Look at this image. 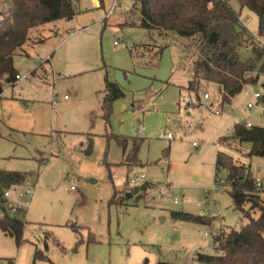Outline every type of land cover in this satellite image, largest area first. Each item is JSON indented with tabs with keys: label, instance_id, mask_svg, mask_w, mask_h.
<instances>
[{
	"label": "rangeland",
	"instance_id": "374dc122",
	"mask_svg": "<svg viewBox=\"0 0 264 264\" xmlns=\"http://www.w3.org/2000/svg\"><path fill=\"white\" fill-rule=\"evenodd\" d=\"M98 1L100 8L91 0H78L72 20L42 26L14 58L17 74L26 78L5 87L0 98V170L27 174L38 184L30 209L16 216L25 223L21 245L0 230V264L7 259L15 264H196L194 256L216 254L214 241L246 222L234 210L226 171L216 174L217 152L250 166L255 177H264V159L246 158L248 145H218L219 138L231 136L234 125L243 120L264 127V105L246 109L254 103V93L264 92L261 63L250 75L255 83L215 115L219 107L214 88L205 90L206 101L191 100L179 90L186 79L178 70L185 56L186 64L192 61L193 50L182 55L189 42L176 37L152 40L147 32L126 27L131 0H119L109 18L105 15L112 0ZM232 3L239 13L238 2ZM239 25L247 31L240 59L252 58L255 46L264 54V39L253 35L257 17L243 9ZM41 39L42 44L36 43ZM115 41L122 44L116 47ZM132 46L134 56L168 47L154 67L131 59ZM106 79L124 93L112 104L108 124L100 106ZM173 80L179 86L165 85ZM185 97L193 103L189 108ZM168 133L172 140L164 138ZM112 134L143 139L140 162L129 170L121 164L123 153ZM219 181L220 191L208 200L214 199L222 213L207 218L200 201ZM117 191L118 205L111 202ZM244 209L255 218L259 215L250 205ZM171 212L202 216L208 223L174 221ZM45 236L51 237L48 250ZM35 250L49 261L34 260Z\"/></svg>",
	"mask_w": 264,
	"mask_h": 264
},
{
	"label": "trees",
	"instance_id": "16d2710c",
	"mask_svg": "<svg viewBox=\"0 0 264 264\" xmlns=\"http://www.w3.org/2000/svg\"><path fill=\"white\" fill-rule=\"evenodd\" d=\"M129 11L131 18L126 27L138 28L152 35L155 40H167L176 37L189 42L183 45L182 55L192 52V61L183 64L177 70L186 79L184 86L178 82H167L165 85L179 86L183 94L191 100H199L209 87L215 89L218 107L222 108L248 85L254 84L250 75L261 63L260 71L264 73V54L261 47L252 48V58L243 61L238 50L246 43V30L239 25V13L231 5L233 0H131ZM240 10L247 9L257 17L259 39H264V0H236ZM77 15L71 0H0V97L4 88L13 86L18 75L13 60L24 47L32 43V34L44 25L60 21L72 20ZM42 44L43 40L36 41ZM135 46V45H134ZM168 46L150 49L151 53L135 54L133 46L128 49L131 59L142 61L150 58L149 65L157 66L162 51ZM33 75V73H32ZM103 96L100 102L102 119L108 124L112 112V104L123 98L124 93L115 82L105 80ZM193 103L186 102L185 108ZM195 104V103H194ZM123 153L122 165L129 170L130 165L139 163L138 152L143 139L136 137L111 136ZM232 143L248 145L244 155L246 158L264 159V127L246 128L235 124L231 136L219 138L218 145L230 147ZM246 150V149H245ZM90 153V145L88 147ZM226 171V183L234 210L245 223L238 229L224 233L214 242L217 252L214 255L199 254L196 264H264V187L257 189L254 185L250 166L233 161L227 153L217 152L215 158L216 174ZM215 174V177H216ZM29 175L19 172L0 170V187L7 188L20 184ZM216 180V178H215ZM127 185V184H126ZM119 192H114L111 202L117 204ZM127 196V195H126ZM118 205V204H117ZM259 213L254 217L252 211ZM174 221L207 225L208 220L202 216H194L184 212H171ZM0 230L4 236L14 240L17 247L23 242L25 223L16 217L1 212ZM76 250V249H75ZM34 260L49 259L41 252L35 251ZM6 264H13L7 260ZM158 264H166L159 262Z\"/></svg>",
	"mask_w": 264,
	"mask_h": 264
},
{
	"label": "built area",
	"instance_id": "2783aa9c",
	"mask_svg": "<svg viewBox=\"0 0 264 264\" xmlns=\"http://www.w3.org/2000/svg\"><path fill=\"white\" fill-rule=\"evenodd\" d=\"M77 1L78 0H71L72 3H76ZM118 1L119 0H112L111 8L106 13L105 18H109L113 14L114 9L117 7ZM247 22H248V19L246 20V22H243L242 25L247 26ZM256 37H257V35H256ZM257 39H259V38L257 37ZM114 45H118V42L115 41ZM24 78H26V76L17 75L15 77V83H17L18 81H20ZM247 95H249L248 91H247ZM208 98H209V95L207 93H205L202 97V99L204 101H206ZM252 99H253L254 103L249 102L246 106V109L249 112L254 110V108L256 107V105L258 103L264 105V92L263 93H257V92L254 93L252 96ZM183 101L188 102L187 97L183 98ZM225 105H226L225 108H230V106H231L230 104H225ZM225 108H224V106L222 108H218V109L214 110L213 113L215 115H221ZM238 124H241V125L245 126L246 128H250L253 126L251 123H249L245 120H243V122H239ZM188 128L191 129L192 126H189ZM164 138H166L167 140H172L173 136H172V134L168 133L164 136ZM192 146L194 148H196V147H198V144L193 143ZM261 171H262V168L258 167L257 172H259L261 174ZM253 179H254V185L257 189H262L264 187V177H262V176H256L255 177L253 175ZM130 183L134 184L135 182H134V180H131ZM221 183L222 182L219 181V183L217 185H213L211 187L210 191H207L204 193L205 199L200 201V205L204 208V216L207 218H214L216 216H219L222 213V210H221L219 204L214 199L208 200V197L211 194H215V193H218L220 191ZM36 187H37L36 181H34L32 179H28V178L24 179L20 184H14V185H11L7 188H1L0 187V210L4 213H7L11 217H16L19 214H26L27 211L31 207V201H32L33 193H34ZM71 190H73V188H71ZM174 203H177V200H174ZM204 236L208 240L211 239V234H209L208 232L205 233ZM196 258H197V256H194L193 260H196Z\"/></svg>",
	"mask_w": 264,
	"mask_h": 264
},
{
	"label": "crops",
	"instance_id": "0c3cea01",
	"mask_svg": "<svg viewBox=\"0 0 264 264\" xmlns=\"http://www.w3.org/2000/svg\"><path fill=\"white\" fill-rule=\"evenodd\" d=\"M92 1V3H93V7L94 8H100V2L98 1V0H91ZM231 5H232V7H233V9L235 10V11H237L234 7V5H233V3L231 2ZM247 10V9H246ZM240 11V13L243 11V9L242 10H239ZM57 22L58 21H56V22H53V23H55V24H57ZM252 34V33H251ZM254 36H256V33L255 34H253ZM149 40H151V39H149ZM138 41H141V40H138ZM142 41H145V40H142ZM137 42V41H136ZM122 44V43H121ZM121 44H119L118 43V45H115L116 47H119ZM52 58V56L49 58V60ZM145 60V62L144 63H142V64H144V65H146V64H149V62H150V59L149 58H145L144 59ZM13 62H14V60H13ZM33 72H31V74H32ZM25 79V78H24ZM19 82V81H18ZM104 86H105V81H104ZM3 97V94L1 95V97L0 98H2ZM142 103V102H141ZM145 105H150L149 103H146ZM149 109H152V107H149ZM111 135V134H110ZM89 136V135H88ZM112 136H119V135H113L112 134ZM120 136H122V135H120ZM130 137H132V136H130ZM140 139V138H139ZM89 141H91L90 139H89ZM217 145V144H216ZM217 147V146H216ZM53 158V157H52ZM139 160V159H138ZM140 162V161H139ZM39 163V162H38ZM28 179H31L30 178V176H28L27 177ZM34 181H36V183L38 184V181L37 180H34ZM49 238L51 239V237L49 236ZM48 237H46L45 236V238H44V241H43V243H44V248H45V250H48V245H47V241H49L50 239H49ZM56 246L60 249V251L62 252V253H64L65 251H64V248H62L58 243H56ZM36 251V250H35ZM34 251V252H35ZM73 251V250H72ZM39 252H41V251H39ZM42 254V253H41ZM48 258V257H47ZM7 260H10V261H12L13 262V264H15L14 263V259H7ZM6 260V261H7Z\"/></svg>",
	"mask_w": 264,
	"mask_h": 264
}]
</instances>
